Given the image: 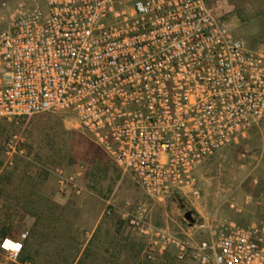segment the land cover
Listing matches in <instances>:
<instances>
[{
	"label": "built area",
	"instance_id": "2783aa9c",
	"mask_svg": "<svg viewBox=\"0 0 264 264\" xmlns=\"http://www.w3.org/2000/svg\"><path fill=\"white\" fill-rule=\"evenodd\" d=\"M39 114L73 116L149 199L198 198L197 168L264 131V50L250 49L205 0L19 4L0 29V122ZM128 224L149 261L264 264L263 223L212 221L195 245L141 211ZM21 253L0 247V264H18Z\"/></svg>",
	"mask_w": 264,
	"mask_h": 264
},
{
	"label": "rangeland",
	"instance_id": "374dc122",
	"mask_svg": "<svg viewBox=\"0 0 264 264\" xmlns=\"http://www.w3.org/2000/svg\"><path fill=\"white\" fill-rule=\"evenodd\" d=\"M33 1L0 0V29L19 4ZM205 1L250 49L264 50V0ZM57 172L66 179L62 190ZM196 176L198 198L156 202L114 166L73 116L2 121L0 240L26 233L20 258L30 264H196L172 254L146 260L144 240L129 226V216L141 211L151 225L189 237L193 245L206 237L212 221L264 224V131L223 148Z\"/></svg>",
	"mask_w": 264,
	"mask_h": 264
},
{
	"label": "clouds",
	"instance_id": "9594fccd",
	"mask_svg": "<svg viewBox=\"0 0 264 264\" xmlns=\"http://www.w3.org/2000/svg\"><path fill=\"white\" fill-rule=\"evenodd\" d=\"M27 234H24V238H26ZM5 251H8L12 254H14V258H18L20 252L23 249V244L18 241H12L8 238L5 239V242L3 245H0Z\"/></svg>",
	"mask_w": 264,
	"mask_h": 264
},
{
	"label": "trees",
	"instance_id": "16d2710c",
	"mask_svg": "<svg viewBox=\"0 0 264 264\" xmlns=\"http://www.w3.org/2000/svg\"><path fill=\"white\" fill-rule=\"evenodd\" d=\"M5 236H6V233L3 234V237H5ZM164 256H165V255H164ZM164 256H162V257H164ZM162 257H161V258H162ZM24 261H25V260H23V259L20 258L18 263H23Z\"/></svg>",
	"mask_w": 264,
	"mask_h": 264
},
{
	"label": "water",
	"instance_id": "95a60500",
	"mask_svg": "<svg viewBox=\"0 0 264 264\" xmlns=\"http://www.w3.org/2000/svg\"><path fill=\"white\" fill-rule=\"evenodd\" d=\"M185 218H186V219H189V218H190V213H186V214H185Z\"/></svg>",
	"mask_w": 264,
	"mask_h": 264
},
{
	"label": "crops",
	"instance_id": "0c3cea01",
	"mask_svg": "<svg viewBox=\"0 0 264 264\" xmlns=\"http://www.w3.org/2000/svg\"><path fill=\"white\" fill-rule=\"evenodd\" d=\"M24 262H27V261H24ZM24 262H23V263H24ZM21 264H22V263H21Z\"/></svg>",
	"mask_w": 264,
	"mask_h": 264
}]
</instances>
